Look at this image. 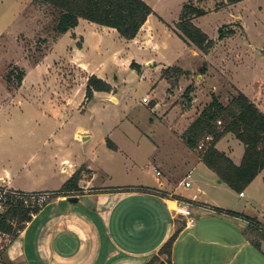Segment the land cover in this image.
Listing matches in <instances>:
<instances>
[{"label":"rangeland","instance_id":"1","mask_svg":"<svg viewBox=\"0 0 264 264\" xmlns=\"http://www.w3.org/2000/svg\"><path fill=\"white\" fill-rule=\"evenodd\" d=\"M147 1L155 11L152 26L158 50H140L134 46L127 49L130 45L127 40L109 38L98 52L89 47L78 52L71 44L66 45L65 39L55 46L59 37L54 31L55 10L36 0H0V173L5 168L20 171L33 155L47 163L46 141L53 132L54 123L50 115L44 117L43 113L53 114L51 110L65 106L69 97L72 100L68 103L70 110L87 113L84 120L69 121L65 132L70 133L76 125L92 129L91 145L97 147L99 160L111 172V182L107 181L112 185L154 184L157 180L154 160L166 162L167 172L176 174V180H182L179 164L181 158L187 156L178 135L193 123L197 107L204 109L211 103L212 93L219 94L225 106L239 94L238 90L251 100L264 102V0H246L232 5L230 10L220 11L215 9L222 5V0H206L203 5L197 0ZM188 3L208 11L196 25L211 40L219 41L220 29L229 22L232 23L226 30L239 32L219 43L208 56L196 46L188 50L183 39L171 28L180 22L183 7ZM239 23H245V31L240 29ZM81 30L85 28L82 26ZM119 49L125 54L132 53L137 62L156 58L174 66L181 60L184 68L193 74L182 78L184 80L170 94V83L161 81L159 76L147 72L146 77H141L136 70L128 69L125 60H114L112 55ZM85 63L92 67L90 72ZM204 65L209 72L202 78L200 71ZM93 71L109 75L113 80L117 77L123 83L119 87L121 91L114 88L113 94L110 93L111 101L107 97L87 100V80ZM21 72L26 74L25 79L28 77L22 85L18 82ZM190 85L194 89L197 87L193 96L198 102L194 103L197 106L185 109L184 93ZM146 97L148 104L143 103ZM155 103H159L156 113L153 112ZM92 109L95 111L91 112ZM108 137L136 164L126 156L106 154L105 147L99 144ZM89 152V144L86 149L77 150V154L85 158V153ZM173 165L177 172L173 171ZM102 177L99 174L97 182H103ZM20 181L22 189H30L33 184L25 178ZM231 194L221 193L220 198L234 207L245 204L246 199ZM255 206L264 209L262 189L257 192ZM243 249L241 246L238 253ZM0 260L5 261V256L0 255Z\"/></svg>","mask_w":264,"mask_h":264},{"label":"crops","instance_id":"2","mask_svg":"<svg viewBox=\"0 0 264 264\" xmlns=\"http://www.w3.org/2000/svg\"><path fill=\"white\" fill-rule=\"evenodd\" d=\"M144 1L149 5L147 0ZM204 1L206 0H197L201 3L200 5H203ZM224 3L222 8L216 7L215 10H228L232 7L226 1ZM204 10L208 14V11ZM152 16L134 40H127L130 44L127 49L131 46L140 50L159 49L152 26ZM231 17H234V14ZM199 18L193 19L195 25ZM85 21L81 20L77 28L59 36L55 46L65 39L68 42L66 45L71 44L78 52H84L87 47L98 52L103 49L107 39L122 38L115 29ZM230 23L232 22L226 25L229 26ZM237 25L245 31V23ZM82 26L85 28L84 31L81 30ZM171 28L181 38L177 34L176 25ZM229 38L217 41V45ZM183 41L188 50L195 46L189 41L188 43L184 39ZM80 42L81 48H77ZM122 50L115 51L112 55L113 59L125 60L128 69H132L131 64L136 62L141 66L142 73L139 74L141 77H146L147 72H150L159 76L161 81L170 83L164 78V72L174 66L190 72L189 76L193 74L184 68L181 60H178L177 65L174 66H171V62L157 61L156 58L137 62L132 53L125 54ZM84 65L86 68L89 67L90 72L92 67L86 63ZM38 66L41 67V65ZM206 68L207 71L202 78H205L209 72L207 65ZM92 75L106 81L113 89L117 88L121 91L119 87L123 83L119 78L115 77L113 80L111 76L99 75L95 71L91 72L89 77ZM25 80H28V77ZM196 88L191 94L192 104L188 107L184 106L185 109L197 106L194 103L198 100L193 96ZM170 89L171 87L168 93ZM238 92L240 93L239 90ZM212 94L219 95L216 92ZM111 96L110 93L97 92L94 98L96 100L98 97L103 99L107 97L108 101H111L113 99ZM69 100L72 101L70 97L68 103ZM251 101L264 112V102L258 99ZM68 103L61 108L57 106V109L51 110L53 114L47 111L43 113L44 117L50 115L54 123L53 132L46 141L49 153L45 157L47 163L44 164V159L33 155L18 172L5 168L0 173V181L22 192L58 193L66 182L80 171L79 187L81 190L55 198L36 214L31 222L26 224L24 230L16 238L13 237L11 244L0 238V255L5 256V261L0 260L2 263L146 264L176 232H180L174 247V264H264V232L255 230L250 224V222H256L264 226V209L255 208L257 192L259 189L264 190V170L244 192V196H241L220 181L218 175L203 163L198 152L186 145L182 135L187 129L178 135L180 137L178 140L186 156L193 160L187 157L181 158L179 171L183 173L182 180H176V174L171 175V171L167 172L166 162L154 160L156 170L161 172V176H157L156 173L157 180L154 184H109L108 181L111 182L112 174L107 169V165L99 160L97 147L91 145L94 139L92 129L76 125L70 133L65 132L69 121L74 118L84 120L87 113V111L85 113L81 111L78 114L79 112L70 110ZM158 107L159 103H155L154 113ZM197 108L195 119L204 110ZM93 111L95 110L92 109L91 112ZM108 138L113 142L114 149L109 147ZM108 138L99 144L105 147L106 154L131 158L111 137ZM88 144L90 152L85 153L87 158L83 155L79 156L77 150L86 149ZM217 149L230 157L236 165H241L245 155V146L235 135L224 136L217 143ZM133 164H136L134 160ZM175 166L173 165V169H177ZM175 169L173 171L177 172ZM99 174L103 176V182H97ZM188 175H191L190 179ZM24 178L32 181L30 189H22L20 180ZM187 181L191 183L190 188L185 186ZM52 184L54 188L49 187ZM225 192L232 193L239 199H246L245 204L241 207L229 205L227 200L223 201L224 198H220L221 193ZM170 197L175 200H168ZM71 199H77V202H71ZM177 201L189 205L193 218L196 220L194 227L188 226L186 218L175 215L174 209L178 204ZM248 206L254 208H248ZM227 212L234 213L236 216L227 214ZM241 246L244 247L243 252L238 253Z\"/></svg>","mask_w":264,"mask_h":264},{"label":"trees","instance_id":"3","mask_svg":"<svg viewBox=\"0 0 264 264\" xmlns=\"http://www.w3.org/2000/svg\"><path fill=\"white\" fill-rule=\"evenodd\" d=\"M234 5L246 0H223ZM38 4L48 6L57 12L54 31L58 36L67 34L79 26L81 20L97 24L102 27L117 30L125 40H134L149 17L155 12L144 0H36ZM222 3L220 7L225 5ZM219 7V6H218ZM219 7V8H220ZM207 12L194 3L185 4L180 22L176 25L177 34L195 45L202 53L208 55L217 45L209 36L193 23L194 18L203 17ZM229 26H223L219 31V41L234 36L237 31H227ZM79 48L81 45L78 44ZM131 68L139 74L141 66L136 62ZM207 71L206 65L201 69L203 75ZM173 73L175 75H173ZM191 73L174 66L164 72V78L169 80L172 93L179 86L180 80ZM26 74L18 75V82L22 85ZM113 87L106 81L92 75L88 79L86 98L93 100L95 93H112ZM192 86L184 93L185 107L192 104ZM221 122V124H219ZM227 134H233L245 146V155L240 166L230 157L217 149V143ZM210 139V140H209ZM186 145L198 152L203 163L215 172L219 179L235 192L242 194L264 170V112L245 94L239 93L233 97L228 106L213 94L212 101L207 105L183 135ZM109 147L115 148L108 139ZM80 171L66 182L58 192L59 195H69L79 192ZM41 210L36 211L34 215ZM219 212H224L217 210ZM227 214H236L227 212ZM33 220L30 210L25 208H10L0 215V232L16 238L18 231H23L26 224ZM16 222V226L12 222ZM252 228L259 230L260 223L250 222ZM180 232H176L146 264H174L173 253Z\"/></svg>","mask_w":264,"mask_h":264},{"label":"built area","instance_id":"4","mask_svg":"<svg viewBox=\"0 0 264 264\" xmlns=\"http://www.w3.org/2000/svg\"><path fill=\"white\" fill-rule=\"evenodd\" d=\"M143 103L148 104L149 99L146 97L143 99ZM186 106V104H184ZM221 124V122H219ZM210 140V139H209ZM157 176H161V172L155 170ZM191 178V175H188V179ZM187 188H190L191 183L187 181L185 183ZM244 196V193L241 194ZM60 197L56 192H39V193H27L19 190H15L7 186L4 182L0 181V215L3 214L10 208H25L30 210L33 217L35 216V212L42 210L46 206L49 205L50 201ZM168 200H175L173 197L168 198ZM178 204L174 209V213L177 216L183 217L187 219V224L190 227H194L196 225V220L193 218V213L189 207V205L182 201H177ZM12 225L16 226V222L13 221ZM259 230L264 232V226L260 225ZM21 231H18L20 234ZM0 238L6 240L8 244H11L14 240L13 236H10L4 232H0ZM0 264H4L0 261Z\"/></svg>","mask_w":264,"mask_h":264},{"label":"water","instance_id":"5","mask_svg":"<svg viewBox=\"0 0 264 264\" xmlns=\"http://www.w3.org/2000/svg\"><path fill=\"white\" fill-rule=\"evenodd\" d=\"M221 181V180H220ZM71 202H77V199H71Z\"/></svg>","mask_w":264,"mask_h":264}]
</instances>
